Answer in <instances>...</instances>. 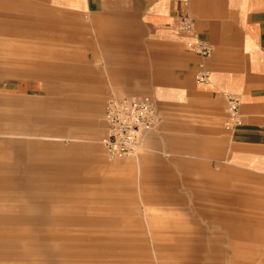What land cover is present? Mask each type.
<instances>
[{
    "label": "rangeland",
    "instance_id": "obj_1",
    "mask_svg": "<svg viewBox=\"0 0 264 264\" xmlns=\"http://www.w3.org/2000/svg\"><path fill=\"white\" fill-rule=\"evenodd\" d=\"M64 12L49 18L56 24L55 31L67 36L64 44L0 52V62L16 60L12 64L17 69L33 71L32 75H0V178L8 163L21 166L24 158L57 163L64 157L72 187L79 186L89 200L81 215L76 211L81 203L66 204L73 206L68 207L70 215L75 216V210L86 222L70 226V233L82 240L55 241L60 251L67 246L71 252L64 257L54 255V261L264 264V173L232 161L238 149L233 141L230 144L224 114L209 117L167 110L136 156L109 161L100 143L105 135L106 99L148 94L157 106L155 83H147L139 74H124L127 70L112 73L113 66L103 64L101 49L86 48V36L96 39L95 30L86 32L90 19L81 12ZM178 47L184 48L182 44ZM152 48L153 59L166 51L168 55L175 52L170 46L163 50L159 43ZM62 65L68 68L66 80L60 73ZM13 97L26 98L29 103L15 104L10 102ZM95 100L97 111L91 105ZM63 103L72 106L63 113L68 121L62 130L42 115L49 109L62 114ZM30 106L37 109L32 121L24 119ZM18 141L25 142L23 149L15 145ZM31 141L37 143L35 147H29ZM110 167L114 170L109 171ZM161 193L178 194L181 199L158 201L150 195ZM7 197V190L0 187V206L14 204ZM18 198L23 199L22 195ZM206 206L213 218L198 213Z\"/></svg>",
    "mask_w": 264,
    "mask_h": 264
},
{
    "label": "crops",
    "instance_id": "obj_2",
    "mask_svg": "<svg viewBox=\"0 0 264 264\" xmlns=\"http://www.w3.org/2000/svg\"><path fill=\"white\" fill-rule=\"evenodd\" d=\"M64 11L81 12L90 19L86 32L95 30L96 39L86 36V48L101 49L103 64L112 65V73L127 70L124 74H139L147 83H155L159 122L144 140L157 131L167 110L209 117L224 114L226 120L223 92H233L240 98L242 124L230 131L225 129L230 144L233 141L238 149L232 161L264 173V0H0V52L64 44L67 36L58 34L56 24L49 20ZM184 15L194 20L199 37L213 47L205 60L210 71L206 84L195 83L200 58L186 48L187 37L177 30V20ZM113 20L119 21L113 25ZM81 40L84 43L82 32ZM157 43L163 50L170 46L175 52L168 55L166 51L153 59L152 47ZM180 44L184 48L178 47ZM12 62L17 61L2 59L1 76L33 74L17 69ZM59 68L66 80L67 65ZM111 97L119 96L107 99ZM10 102L28 104L29 100L13 97ZM91 105L97 111V101ZM71 106L60 104L62 114L49 109L42 118L63 130L68 121L63 113ZM36 113L37 109L30 106L24 119L32 121ZM27 144L35 147L37 143ZM15 145L23 149L25 142ZM2 168L6 174L0 178V187L7 190V199L14 204L0 206V211L5 212L0 215V264H67L63 258L54 261V255L64 257L71 252L67 246L60 251L55 241L82 240L70 233V226L84 225L86 219L75 213L81 215L84 203L89 201L81 195L79 186L72 187L67 161L62 157L57 163H40L24 158L21 166L8 163ZM37 171L45 173L35 174ZM150 195L158 201L181 199L178 194ZM150 195L147 197L152 198ZM68 202L81 203L76 211L73 209L75 216L68 213L73 207L66 205ZM200 209L198 213L203 217L213 218L207 206Z\"/></svg>",
    "mask_w": 264,
    "mask_h": 264
},
{
    "label": "built area",
    "instance_id": "obj_3",
    "mask_svg": "<svg viewBox=\"0 0 264 264\" xmlns=\"http://www.w3.org/2000/svg\"><path fill=\"white\" fill-rule=\"evenodd\" d=\"M177 30L187 37L186 48L200 58L194 74L195 83H208L210 71L205 60L212 54V45L199 37L194 20L187 15L179 17ZM223 97L226 115L224 128L230 131L242 124L240 98L233 92H223ZM102 117L105 136L101 144L109 161L136 156L145 135L154 130L159 122L156 103L148 94L111 97L105 102Z\"/></svg>",
    "mask_w": 264,
    "mask_h": 264
}]
</instances>
